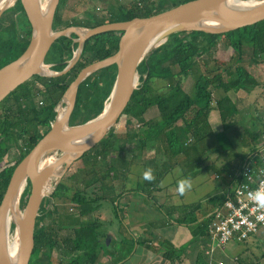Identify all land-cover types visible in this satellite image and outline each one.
Instances as JSON below:
<instances>
[{
    "label": "trees",
    "instance_id": "1",
    "mask_svg": "<svg viewBox=\"0 0 264 264\" xmlns=\"http://www.w3.org/2000/svg\"><path fill=\"white\" fill-rule=\"evenodd\" d=\"M67 1H59L52 27L58 23L62 24V27L75 25L91 28L105 22L147 17L187 0H116L117 7L107 9L104 6H95L99 0H77L76 7H73L84 11L86 19L64 17L63 19H67L65 22L59 13L61 6ZM106 1L109 0L103 2L107 3ZM30 29L31 23L18 0H14L11 6L0 12V67L25 50L31 36ZM121 34L122 31H106L90 37L83 43L78 60L66 73L54 77L34 75L0 102V158L14 154L12 159L6 160L0 167V201L14 167L51 127L58 113V103L78 71L90 62L114 54L118 49ZM73 37H76L73 33L71 37L60 36L52 44L45 58L46 63H53L50 66L52 70L61 71L72 57L77 47ZM209 37H224L235 48V55L228 60L212 57L211 53L203 49ZM167 38L173 42L177 63L172 66L169 64L164 43L151 49L139 63L136 88L122 113L125 133L116 134L121 115L110 134L78 159L86 164L83 171L86 176L80 181L82 185L68 194L63 191L64 182L60 181L51 192V198L58 199L57 197L61 198L62 195L68 197L75 206V212L49 204V197L42 198L35 222V246L29 264H96L100 255H112V242L106 245L101 239V223L94 213L100 208L101 201L112 202L128 192L125 182L130 173V164L136 159V150L141 154L139 161L143 162V172L151 168L155 178L161 176L156 169L160 166L161 159L164 162L183 155L192 146L195 153L202 146L206 149L208 145L204 141L210 135L216 139L217 151L226 153L228 148L233 146L227 133L235 131L236 136L241 137L240 132L243 130L254 142V146L249 148L254 153L257 143L261 140L260 133L247 131L242 126V121L236 117L240 113L237 103L239 99L235 98L233 93L237 89L248 88L239 73V64L243 57L247 56L255 63L264 60V20L223 34L192 30L174 32ZM189 44L195 49L181 52V49ZM116 71V64H111L89 75L81 86L69 120L71 125L86 122L100 114L110 99ZM188 77L192 78V85L186 89L185 80ZM157 79L166 81L171 91L167 96L154 97L155 101L152 103L149 82ZM42 87L45 103L38 105L33 100ZM10 99L12 104L7 103ZM153 107L155 113L148 117L147 113ZM64 110L62 107L59 117L63 115ZM212 110L218 111L222 125V131L216 135L209 125ZM240 122L243 129L239 127ZM150 144L151 147L156 144L162 146V157L146 155ZM201 144L203 145L200 146ZM100 158L103 163L99 162ZM87 164L89 170L86 168ZM169 167L171 168V165L168 170ZM74 172L64 173L65 178H80L78 173ZM152 182L149 181L146 187H153ZM27 185L30 186L28 181ZM140 185L144 187L138 182V186ZM28 194L29 191H23L20 195L21 210ZM200 205L197 203L184 208L192 211ZM49 212L52 219L44 223L42 218ZM191 217L193 216L186 215L185 221L188 226L190 222L193 223L190 227L193 236L197 238L205 235L211 216L197 225L194 224L197 218ZM14 227L15 224L12 223L11 229ZM137 243L144 244V241ZM198 260L200 263L195 264H206L201 254Z\"/></svg>",
    "mask_w": 264,
    "mask_h": 264
},
{
    "label": "water",
    "instance_id": "2",
    "mask_svg": "<svg viewBox=\"0 0 264 264\" xmlns=\"http://www.w3.org/2000/svg\"><path fill=\"white\" fill-rule=\"evenodd\" d=\"M18 1L31 23V36L25 50L0 67V102L34 75L54 77L66 73L78 60L83 43L90 37L106 31H122V34L114 54L90 62L78 71L58 103L57 112L62 103L66 105L63 116L59 117L57 113L48 131L14 167L0 201V264H11L5 246L7 234L2 229V218L21 182L27 184L28 181L30 188L22 211L18 210L19 220L13 221L19 232L16 264H29L35 246V222L41 200L51 191V189L45 191L48 186L47 180L52 177L51 168L40 170V163L46 154L58 151L60 156L56 163L59 165L64 163L66 170L74 160L110 134L136 88L137 67L151 49L162 44L174 32L198 30L210 34H223L264 20V0L244 9L229 7L226 0H187L147 17L105 22L91 28L68 25L53 31L54 15L60 0H49L46 10L43 9L41 0ZM7 6L0 9V12ZM198 21L212 26L194 25ZM72 33L76 35L73 41L77 42L72 57L61 71L50 69L51 65L45 64L44 61L52 44L58 37ZM111 64H116L117 71L109 101L95 118L71 125L69 120L84 81L93 71ZM43 65L50 69V74L42 73L40 68ZM67 98L69 102H65ZM55 186L56 184L53 187Z\"/></svg>",
    "mask_w": 264,
    "mask_h": 264
},
{
    "label": "crops",
    "instance_id": "3",
    "mask_svg": "<svg viewBox=\"0 0 264 264\" xmlns=\"http://www.w3.org/2000/svg\"><path fill=\"white\" fill-rule=\"evenodd\" d=\"M209 38L207 39L210 41V45H206V43L208 44V40H206L203 49H209L213 54L214 50L211 49H216V55L212 57L228 60L235 55V48L224 37ZM229 48L232 50L230 55L226 56L227 58L219 55V53H226ZM246 57H243L240 64L246 65L250 62ZM262 63H264V60L257 62L258 65ZM256 69L257 75L254 76L252 73L251 78L244 77L243 82L248 88L255 86L258 89H263L264 67H256ZM252 77L256 79L254 84ZM212 111L214 115L212 116L210 113L209 125L213 134L216 135L222 131V125L218 111ZM252 115L258 119H264V104L259 109L247 110L246 116H243L245 121H242L244 128L248 129L247 125L251 122ZM242 126L241 129H243ZM230 132L227 133V136L235 146ZM241 132L242 142L244 144L251 142L254 146V142L248 134L245 133L244 135L243 130ZM244 137L247 139H244ZM208 140L209 143L206 149L202 146L200 150L192 155L174 157L176 160L173 161L167 172V174H171L174 170L176 173L182 172L183 179L191 180L192 187L188 191L196 193L194 203H180L177 199L180 198V201H182L183 194L178 192V188L171 192L163 189L170 183V181L164 182L163 180L166 174L161 175L160 178L157 177L158 181L153 183L154 186L150 188V190L157 191L158 197H162L164 192L167 193L164 195L166 202H168L167 205H164L166 210L162 207L163 204L150 196L149 188L146 187L149 181L144 183L147 180L143 179L141 173L133 179L134 182L126 180L125 184L128 192L122 198L111 202L118 213L117 228L115 230L111 229L110 236L104 234L102 236H105L102 240H106V245L112 242L110 249L112 255L110 257L100 255L96 264H195L200 263L198 260L200 254L203 261H205L201 248L205 235L197 236V238L193 236L190 229L193 223L190 222L188 226L185 216L192 215L191 218H197L194 221L195 225L204 222L205 218L211 216L220 201L231 191L234 179L241 169L243 161L253 155V152L249 149L250 147L244 153H238L237 151H241L239 148L234 150L228 148L232 150L231 155L228 154L229 151L223 153L217 151L218 146L215 138L214 140ZM261 143H264L263 134L255 150ZM215 167H218V169H215ZM138 182L143 184L144 187L138 186ZM150 201H153L155 205L153 206ZM197 203L201 204L200 207L192 211L183 208ZM102 226L103 223H101V228ZM137 241H144V244H138ZM223 254L224 256H220V253H218L217 258L225 264H264V226L247 240L240 242L233 251H226Z\"/></svg>",
    "mask_w": 264,
    "mask_h": 264
},
{
    "label": "rangeland",
    "instance_id": "4",
    "mask_svg": "<svg viewBox=\"0 0 264 264\" xmlns=\"http://www.w3.org/2000/svg\"><path fill=\"white\" fill-rule=\"evenodd\" d=\"M41 1H46V0H41ZM105 0H99V1H96V4L95 6L97 7H101L103 8L106 7L107 8H116L117 7V3H116V0H109L107 3L103 2ZM255 1H261V0H255ZM77 0H68L67 3H65L64 5L61 6L60 8V17L63 19L64 17L67 18V17H74L75 19H86V15L84 13V11H81V9H74L73 5L76 7L77 5ZM14 3V0L7 6H11L12 4ZM170 3V2H169ZM3 8V7H2ZM1 8V9H2ZM65 22L67 21V19H63ZM63 25L62 24H58L56 23V25L53 27V31H57L59 29H62L64 27H62ZM80 27V26H79ZM86 28V27H84ZM31 31V29H30ZM25 32L27 33L28 32V28L25 29ZM67 37H71V34L68 35ZM73 38H76V37H73ZM210 39V38H209ZM208 40V39H206ZM208 44L206 43V45H210V41L208 40L207 41ZM166 46V49H167V52H168V56H169V64L172 66V65H175L177 63V59H176V55H175V51H174V45H173V42L171 39H166L164 42H163ZM229 43V42H228ZM230 44V43H229ZM159 46V45H158ZM195 47L192 45V44H189L188 46H185L181 49V52L185 51V50H194ZM211 50H214V54L212 51H210L209 49H206L205 51L207 53H210L211 52V55L215 56L216 55V49H211ZM231 48H229L227 50L226 53H219L220 56L222 57H225L227 58L226 56L230 55L231 53ZM249 60V57H246ZM45 64H50L52 66V62L50 63H46L44 61ZM182 65L183 62H181ZM255 62L253 61H250L248 63H246V65L244 64H239V73L241 75L242 78L244 77H247V78H251L252 76V73L254 74V76L257 75V69L256 67H264V63H262L261 65H258L257 62L255 64H253ZM257 64V65H256ZM43 69H47V70H50L48 67H46L45 65H43ZM56 71V70H54ZM235 75V74H234ZM250 76V77H249ZM47 77V76H46ZM253 79V84L256 82L255 78L252 77ZM259 80V79H258ZM150 86H151V92L149 94V96L151 97L152 101L154 100V97H164V96H167L171 90H169L168 88V85L166 84V81L164 80H151L150 82ZM192 85V78L191 77H188L186 80H185V87L186 89H189ZM41 91V95L44 99V103H45V97H44V89L42 87V89L40 88L39 89ZM235 96V98L237 97L239 100L237 103H239V108H240V114L237 115L236 117L237 118H240L241 121H245V116H246V112L247 110L248 111H252L254 109H259L260 107H262V105L264 104V90L262 88L258 89L257 87H253V88H245V89H237L234 93H233ZM36 96V95H35ZM248 97V99H246ZM35 102V98L33 100ZM155 101V100H154ZM154 101L152 103H154ZM12 99H10L7 103L8 104H12ZM62 106V105H61ZM58 107V106H57ZM64 107V106H62ZM155 113V108L153 107V109H150L148 111V117L149 116H152L153 114ZM212 116L214 115V112L212 111L211 112ZM244 116V117H243ZM251 122L249 123L248 126V129H246L247 131H250V132H259L260 133V136H264V119H258L256 118V116L252 115L251 116ZM244 123V122H243ZM239 127H241V122H240V125ZM125 133V120H124V116L122 115L121 116V120H120V124L116 130V134L117 135H123ZM206 133V132H205ZM232 137L231 139L233 140V142L235 143V146L233 145L231 148L232 150H234L235 148H239L241 149V151H237L238 153L240 152H246L247 151V148L251 147L252 144L251 142L249 144H244V142H242V138L239 137V136H236V132L232 131L230 132ZM242 134V132H240ZM245 135V134H244ZM214 140V137L213 135H210L209 137H207L206 141H204L205 143L207 142V144L209 143V140ZM244 139H247L246 137H244ZM231 142V141H230ZM242 142V143H241ZM232 143V142H231ZM240 144V146H239ZM152 144L149 145V148L146 149V155L148 156H153L155 155L156 157H162V146L159 145V144H156L155 147H151ZM203 144H201L200 146H202ZM224 149H226L225 147L223 146H220ZM231 149H229L228 151V154L231 155V152H232ZM135 156H136V159L135 160H132V164H130V170L128 172H130V174L127 175V179L126 180H132L133 182L135 180H133L137 175H139L141 173V175H143V167H142V164L143 162L142 161H139L140 158H141V154H140V151L139 150H136L135 152ZM195 151H194V146L188 148V151L186 153H184L183 155H192L194 154ZM14 156L13 153H11L10 155H8L7 157L5 158H0V167L4 164V162L8 159H12V157ZM60 156V153L58 151H52L48 154H46L43 158V160L47 159V158H50V159H57L58 157ZM147 156V157H148ZM236 158V157H235ZM79 159V158H78ZM74 160L69 166L68 168H71V170H68V168L66 170L65 169V164H61V167H60V170H59V175H56V176H52L50 179L47 180V183H48V187L49 189H51V191L47 192L44 197H49V204H54V205H59L63 208H67L69 211L71 212H75V206L71 203V201L69 200L68 197L66 196H63L60 198V197H57L58 199H55V198H51V192L53 191L54 189V185L57 183H59L60 181H63L64 182V185L63 187H65L63 189L64 192H68L69 193H72L76 187L82 185L80 183L81 179L84 178L86 176V174L83 172L84 169H85V163L84 161L82 160ZM132 159V158H131ZM100 163H103L104 161L102 160V158L98 159ZM176 158H171L164 161L161 159L160 160V166L159 167H156V169L160 172L161 175H165V177H163L164 179V182H168L170 181L169 185H167V187H163V189H167L168 192H171L172 190H175L178 188V181L183 179V176H182V172H179V173H176V171H172L171 174H167L168 172V166L169 165H172L173 164V161H175ZM163 162V164H162ZM162 165V166H161ZM88 167V164L86 166V168ZM89 170V168H87ZM170 169V167H169ZM215 169H218V167H215ZM65 171H68L67 173L65 174H68V173H73L74 171V174L75 173H78V175L80 176V178L78 177L77 179H74L73 177H69V178H65V174L64 172ZM64 174V175H63ZM154 176V175H153ZM160 178V177H158ZM158 178L156 177L155 179L156 180H153L152 183H156L158 181ZM141 179V178H140ZM143 181V180H142ZM148 181H144V183H146ZM29 188L28 185L26 184L25 188H24V192L26 191H29ZM148 189V188H147ZM149 192H150V196H152V198H156L162 205L163 208H165L166 210V206L164 205H167L168 202H166V199L164 197V195H166L167 193L164 192L162 197H158L157 196V191H153V190H150L149 189ZM196 193H192L188 190L185 191V193L183 194V199L182 201H180V198H178L177 200L181 203H194L195 202V195ZM20 199H21V196H20ZM20 199H19V204H20ZM150 203H152V205L154 206V202L153 201H150ZM19 204H18V210L21 212L22 210L19 208ZM58 206V207H59ZM183 207V206H182ZM184 208V207H183ZM95 214V218H97L101 223H103V226L101 228V231L99 232L100 233V236L102 237L103 234L106 236V235H109L112 233L111 232V229L115 230L117 228V225H118V213L116 212L114 206H113V203H111L110 200H103L101 201V204H100V209L94 213ZM43 222L44 223H48L50 222V220L52 219L51 218V214L50 212L49 213H46L44 216H43ZM14 221V220H13ZM12 221V223H14ZM11 223V224H12ZM9 239L11 241L15 240V239H19V232L17 231L16 227H14V229H9ZM104 236V237H105ZM103 237V238H104ZM15 238V239H14ZM13 239V240H12ZM102 239V238H101ZM105 243H106V240H104ZM239 245V242H236V241H229L224 248H222L219 253H220V256H224V252L226 253L227 252H231L233 251L235 248H237V246ZM224 250V251H223ZM226 250V251H225ZM223 251V252H222ZM54 256H56V253L54 252ZM69 260V259H68ZM66 260V261H68ZM98 262V261H97ZM96 262V263H97ZM52 264H56L55 262H52Z\"/></svg>",
    "mask_w": 264,
    "mask_h": 264
},
{
    "label": "built area",
    "instance_id": "5",
    "mask_svg": "<svg viewBox=\"0 0 264 264\" xmlns=\"http://www.w3.org/2000/svg\"><path fill=\"white\" fill-rule=\"evenodd\" d=\"M35 101L38 105L44 104L40 90L36 93ZM262 182L264 143L257 147L252 157L243 161L231 191L211 214L201 244L206 264H225L217 258V254L229 241L243 242L264 226V220H257V216L264 215V209H258L251 199Z\"/></svg>",
    "mask_w": 264,
    "mask_h": 264
},
{
    "label": "bare ground",
    "instance_id": "6",
    "mask_svg": "<svg viewBox=\"0 0 264 264\" xmlns=\"http://www.w3.org/2000/svg\"><path fill=\"white\" fill-rule=\"evenodd\" d=\"M12 1L13 0H0V9L2 7H4L5 5H9ZM257 3H258V1H255V0H252V1H248V0H241V1L240 0H226L227 6L234 8V9H244V8H247L250 6H254ZM41 4H42L43 9L46 10V9H48V6H49V0L41 1ZM194 25H196V26H209V27L212 26V25L207 24L203 21L195 22ZM79 31L82 32V30H79ZM40 70L44 74H50L51 73L50 70L43 69V66L40 68ZM65 102H69V99L68 98L65 99ZM65 106L63 107L65 109L64 112L66 111ZM61 109H62V106L59 107V109H58L59 114L61 112ZM48 167L51 168V175L52 176L59 175V170H60L61 165L56 163V159L53 160V159L47 158L45 160H42V162L40 163L39 169L43 170V169H46ZM25 186H26L25 182H21L15 196L13 197L6 213L4 214V216L2 218V229H3L4 233L7 234V240H6L5 246H6V249L8 251L11 264H16V261H17V255H18V250H19V239L14 238L15 240L12 239L13 241H11L8 237V232H9V229L11 227L12 221L14 219L19 220V218H20V214L18 211V204H19L20 195L23 192ZM46 189L47 190H45V191L50 190L48 186Z\"/></svg>",
    "mask_w": 264,
    "mask_h": 264
},
{
    "label": "clouds",
    "instance_id": "7",
    "mask_svg": "<svg viewBox=\"0 0 264 264\" xmlns=\"http://www.w3.org/2000/svg\"><path fill=\"white\" fill-rule=\"evenodd\" d=\"M143 179L147 181H153L155 177L153 176V170L148 168L143 172ZM192 187L190 179H181L178 181V192L184 194L186 190ZM252 201L258 209H264V182H262L261 187L257 189L251 196ZM257 220H264V215L257 216Z\"/></svg>",
    "mask_w": 264,
    "mask_h": 264
}]
</instances>
